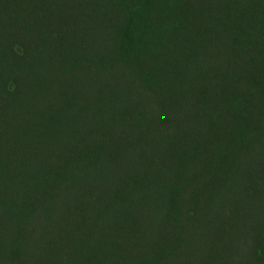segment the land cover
I'll use <instances>...</instances> for the list:
<instances>
[{
  "label": "trees",
  "instance_id": "16d2710c",
  "mask_svg": "<svg viewBox=\"0 0 264 264\" xmlns=\"http://www.w3.org/2000/svg\"><path fill=\"white\" fill-rule=\"evenodd\" d=\"M0 264H264V0H0Z\"/></svg>",
  "mask_w": 264,
  "mask_h": 264
}]
</instances>
